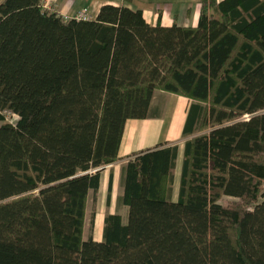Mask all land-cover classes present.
I'll list each match as a JSON object with an SVG mask.
<instances>
[{
  "label": "trees",
  "instance_id": "1",
  "mask_svg": "<svg viewBox=\"0 0 264 264\" xmlns=\"http://www.w3.org/2000/svg\"><path fill=\"white\" fill-rule=\"evenodd\" d=\"M198 3L185 28L0 2V264H264V0ZM157 91L189 100L175 200V144L118 158ZM118 161L126 211L83 239L89 193Z\"/></svg>",
  "mask_w": 264,
  "mask_h": 264
},
{
  "label": "crops",
  "instance_id": "2",
  "mask_svg": "<svg viewBox=\"0 0 264 264\" xmlns=\"http://www.w3.org/2000/svg\"><path fill=\"white\" fill-rule=\"evenodd\" d=\"M41 3L43 9L55 12L63 20L76 19L77 13L83 9L93 19L100 7L111 5L141 11L143 19L150 26L159 24L163 27H170L174 24L185 28L196 27L200 8L198 0H41ZM188 105L189 100L184 97L161 91L155 92L149 117L125 122L118 151V158L122 160L133 153L151 149L160 144H175L177 146V158L173 171V200L176 199L178 190L183 153L181 134ZM122 164L123 161H118L101 172L100 187L95 196L93 213L95 216H100L99 221L102 225L106 214L118 212L122 215L125 212L124 209L117 211L116 207V199L121 191L120 172ZM109 181L110 197L107 201ZM90 195L92 197L91 192L89 197ZM88 202L89 199L85 214ZM93 240L100 241V239L94 238Z\"/></svg>",
  "mask_w": 264,
  "mask_h": 264
},
{
  "label": "rangeland",
  "instance_id": "3",
  "mask_svg": "<svg viewBox=\"0 0 264 264\" xmlns=\"http://www.w3.org/2000/svg\"><path fill=\"white\" fill-rule=\"evenodd\" d=\"M1 1L2 0H0V2ZM15 120H16L15 117H10L8 119V121L12 122V123H14ZM263 190H264V183H263ZM103 197H104V194H103ZM91 199H92V197L90 195L89 202H88V207H87V212L85 214V221H84V226H83V236L82 237H83V239H87L89 236H92V238H94L96 240H99L100 236H101V232H102V223L99 221V217L100 216H95L94 221H93V225H92V229L90 228V223H89L90 218H91V214L94 211V203L92 202ZM234 202H237V201L233 200L231 198H227V197H221V199L219 200V203L221 205H231ZM122 215H124V213H122ZM96 219H98V220H96ZM123 222L126 223L125 219H124Z\"/></svg>",
  "mask_w": 264,
  "mask_h": 264
},
{
  "label": "built area",
  "instance_id": "4",
  "mask_svg": "<svg viewBox=\"0 0 264 264\" xmlns=\"http://www.w3.org/2000/svg\"><path fill=\"white\" fill-rule=\"evenodd\" d=\"M76 20L88 21V20H91V17L88 15L87 11L83 9L77 13ZM6 115H7V118L13 117L9 113H7Z\"/></svg>",
  "mask_w": 264,
  "mask_h": 264
}]
</instances>
